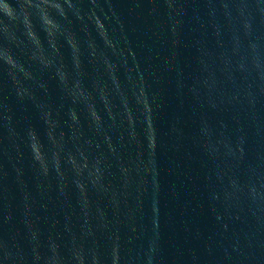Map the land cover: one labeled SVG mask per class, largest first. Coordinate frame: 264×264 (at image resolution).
I'll return each mask as SVG.
<instances>
[{"label": "water", "instance_id": "obj_1", "mask_svg": "<svg viewBox=\"0 0 264 264\" xmlns=\"http://www.w3.org/2000/svg\"><path fill=\"white\" fill-rule=\"evenodd\" d=\"M0 264H264V0H0Z\"/></svg>", "mask_w": 264, "mask_h": 264}]
</instances>
